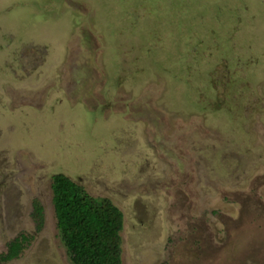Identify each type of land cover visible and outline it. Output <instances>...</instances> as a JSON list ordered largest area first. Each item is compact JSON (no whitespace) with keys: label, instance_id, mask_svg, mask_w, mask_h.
Segmentation results:
<instances>
[{"label":"rangeland","instance_id":"obj_1","mask_svg":"<svg viewBox=\"0 0 264 264\" xmlns=\"http://www.w3.org/2000/svg\"><path fill=\"white\" fill-rule=\"evenodd\" d=\"M54 175L122 264H264V0H0V264H72Z\"/></svg>","mask_w":264,"mask_h":264},{"label":"trees","instance_id":"obj_2","mask_svg":"<svg viewBox=\"0 0 264 264\" xmlns=\"http://www.w3.org/2000/svg\"><path fill=\"white\" fill-rule=\"evenodd\" d=\"M56 227L72 264H122L121 212L107 200H97L63 175L51 178ZM25 239L13 241L1 261L15 259Z\"/></svg>","mask_w":264,"mask_h":264},{"label":"flooded vegetation","instance_id":"obj_3","mask_svg":"<svg viewBox=\"0 0 264 264\" xmlns=\"http://www.w3.org/2000/svg\"><path fill=\"white\" fill-rule=\"evenodd\" d=\"M21 238V240L25 239V242H24V245L26 246L27 245V239L23 236H20L19 239ZM17 240V239H16ZM15 241V240H14ZM12 243V242H11ZM10 244V243H9ZM8 244V245H9ZM24 250V249H23ZM7 252V251H6ZM20 255V254H19Z\"/></svg>","mask_w":264,"mask_h":264}]
</instances>
